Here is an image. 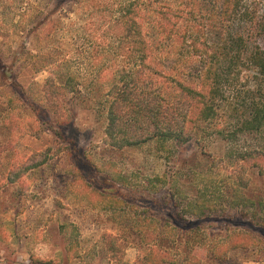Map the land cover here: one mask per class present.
Masks as SVG:
<instances>
[{
	"label": "trees",
	"instance_id": "16d2710c",
	"mask_svg": "<svg viewBox=\"0 0 264 264\" xmlns=\"http://www.w3.org/2000/svg\"><path fill=\"white\" fill-rule=\"evenodd\" d=\"M32 31L66 39L60 58L52 43L21 49L48 74L42 103L61 125L77 115L72 104L93 113L112 149L172 153L204 142L210 157L228 160L221 193L241 214L219 237L223 251L186 243L176 257L151 252V261L230 264L240 250L264 264V0H61ZM7 68L0 52L4 76ZM50 130L76 152L66 131ZM206 196L198 189L191 210L205 214ZM196 216L192 230L208 222Z\"/></svg>",
	"mask_w": 264,
	"mask_h": 264
},
{
	"label": "rangeland",
	"instance_id": "374dc122",
	"mask_svg": "<svg viewBox=\"0 0 264 264\" xmlns=\"http://www.w3.org/2000/svg\"><path fill=\"white\" fill-rule=\"evenodd\" d=\"M60 2L0 0V52L9 72L0 71V264H158L151 252L176 257L186 243L222 252L219 237L241 214L221 193L228 160L210 157L204 142L172 153L151 145L112 149L90 110L71 104L77 115L61 125L44 109L48 74L37 73L21 49L52 43L53 57L63 53L65 38L32 33ZM68 9L65 3L61 11ZM50 125L66 131L76 152ZM198 189L207 194L205 214L190 208ZM196 213L208 222L192 230ZM228 257L230 264H259L240 250Z\"/></svg>",
	"mask_w": 264,
	"mask_h": 264
}]
</instances>
